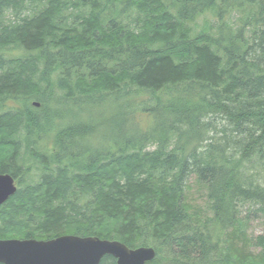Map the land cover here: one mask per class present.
Masks as SVG:
<instances>
[{
	"label": "trees",
	"instance_id": "obj_1",
	"mask_svg": "<svg viewBox=\"0 0 264 264\" xmlns=\"http://www.w3.org/2000/svg\"><path fill=\"white\" fill-rule=\"evenodd\" d=\"M81 105L135 126L102 138ZM0 174V240L264 264V0H0Z\"/></svg>",
	"mask_w": 264,
	"mask_h": 264
},
{
	"label": "water",
	"instance_id": "obj_2",
	"mask_svg": "<svg viewBox=\"0 0 264 264\" xmlns=\"http://www.w3.org/2000/svg\"><path fill=\"white\" fill-rule=\"evenodd\" d=\"M39 107V103H34ZM18 190L16 180L0 174V206ZM152 247L130 249L120 241L64 235L47 241L0 240V264H100L112 256L117 264H146L156 258Z\"/></svg>",
	"mask_w": 264,
	"mask_h": 264
},
{
	"label": "rangeland",
	"instance_id": "obj_3",
	"mask_svg": "<svg viewBox=\"0 0 264 264\" xmlns=\"http://www.w3.org/2000/svg\"><path fill=\"white\" fill-rule=\"evenodd\" d=\"M9 55H10L9 53L6 54V56H9ZM30 102L31 103H33V102L38 103L39 101L38 100H31ZM5 104L11 108L17 106V103L12 101V100L7 101ZM23 104H24V102H23ZM39 106H40V103H39ZM72 112L77 113L83 117L92 116L95 118L96 122L102 121L104 124L101 125V129H99L100 132L98 133L100 135V137H102V138L111 137L113 134H115L117 132L115 129L116 123L121 122L120 123V125H121L120 132H117L116 135H122V133L124 134L125 131H127L130 128H132L133 126H135L133 122L129 123V120H130L129 115H128V117H126V120H125L123 118L124 112H122V111L118 112V110L117 111L113 110L114 115H113V113L111 115L114 116V118H110L111 115H109V113L108 114L107 113L100 114V108L96 107V108L92 109L91 105H81L80 108H73ZM140 117H142V118H140ZM140 117L138 116L137 118L140 119L141 125H146V123L149 122V120L146 121L145 119H143V116H140ZM124 121H126L125 125H124ZM147 124H149V123H147ZM32 178L36 179V177H33V176H32ZM190 182L191 183H190L189 189L187 190V198H186L188 205L191 208L205 207L206 208L205 210L208 211L209 203L207 200L206 191L203 188H201L200 186H197L194 179H192ZM16 183H17V181H16ZM260 232H261V230L257 225L252 226L251 233L256 235Z\"/></svg>",
	"mask_w": 264,
	"mask_h": 264
},
{
	"label": "flooded vegetation",
	"instance_id": "obj_4",
	"mask_svg": "<svg viewBox=\"0 0 264 264\" xmlns=\"http://www.w3.org/2000/svg\"><path fill=\"white\" fill-rule=\"evenodd\" d=\"M4 204H5V203H4ZM2 205H3V204H2ZM2 205H1V206H2ZM1 206H0V207H1Z\"/></svg>",
	"mask_w": 264,
	"mask_h": 264
}]
</instances>
